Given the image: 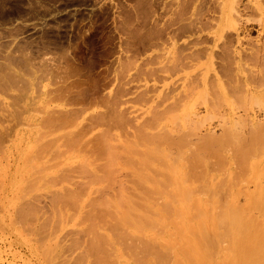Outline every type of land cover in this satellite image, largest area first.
Masks as SVG:
<instances>
[{"label":"rangeland","instance_id":"1","mask_svg":"<svg viewBox=\"0 0 264 264\" xmlns=\"http://www.w3.org/2000/svg\"><path fill=\"white\" fill-rule=\"evenodd\" d=\"M214 1L0 0V264L91 262L85 257L83 232L95 210L90 204L106 181L92 185L91 195L79 198L85 201L78 206L66 196L53 199L88 181L92 171L82 173L90 168L85 161L101 168L105 159L96 150L101 135H113L120 151L125 138L132 141L137 128L148 122L155 123L154 130L168 128L172 136L196 124L200 136H193L194 142H203L213 133L222 137L241 114L244 120H264V100H208L205 93L202 100H187L184 94L192 78L206 70L203 64L209 65L211 75L223 74L226 83L235 84L236 39L228 35L214 42ZM251 22L253 30L237 48L245 50L242 64L257 70L264 67L263 59H252L250 49L264 36ZM4 79L10 88L3 87ZM125 164L115 175L128 186L133 175ZM228 167L227 159L212 169L213 176L226 180ZM232 168L237 172L235 165ZM257 179L263 181L264 171L252 176ZM107 186L110 195L118 189V184ZM246 187L252 191L255 184ZM237 188L243 189L244 183ZM243 194L238 197L241 205ZM77 241L80 246L73 244Z\"/></svg>","mask_w":264,"mask_h":264},{"label":"bare ground","instance_id":"2","mask_svg":"<svg viewBox=\"0 0 264 264\" xmlns=\"http://www.w3.org/2000/svg\"><path fill=\"white\" fill-rule=\"evenodd\" d=\"M244 1L215 0L213 4L216 9L213 12L217 15L213 16L214 22L210 26L214 42L227 38L228 35L236 39L237 45L233 46L232 51L239 60L235 64L236 80L231 79L235 84L226 83L222 79L223 74L214 72L211 75L207 72L209 65L203 64L206 70H200L201 73L192 78L193 84L189 82L192 88L190 85L185 86V92H188L183 93L187 100L205 93L209 95L208 100H244L243 104L253 103L255 100L263 102L264 67L248 70L241 62L245 50L242 47L238 49L237 46H242L240 43L244 41V37L253 30L251 21L259 26V36H264V2L246 0L247 3H243ZM250 15L257 16V19L249 18ZM250 50L252 59H263L264 63V41L252 45ZM209 57L212 58L211 55ZM8 78L11 79L10 76ZM4 80L3 85H6L7 80ZM9 86L11 84L3 87ZM183 95L181 100L185 97ZM198 98L201 99V96ZM192 114L197 115L195 112ZM241 115L232 120L222 137L220 135L221 138L213 137V133L212 137H205L203 142L201 140L195 141L196 143L195 135H200L196 133L198 127L194 123L193 127L180 136H172L168 128L166 130L164 127L163 131L154 130L155 123L147 121L149 124L137 128L132 141L126 137L130 141L125 138L124 145L121 143L123 147L120 151L125 149L122 153L130 154L123 157V162H127L124 164L129 165L130 175H133L130 176L128 186L117 178L119 169L117 171L116 168L121 165L120 158L123 155L119 146L111 138L113 135L109 137L107 132L106 135H101L96 143V150L105 159L101 168L98 166V170L97 166L93 167L95 163L85 161L84 166L90 168H83L82 173L88 174L91 169L92 174L87 176L90 179L82 183L80 188L57 194L53 199L66 196L70 203L78 206L81 201H85V198H79L91 195L89 191L94 190L92 185L106 181V187L102 186L99 191L96 188L99 194L94 198L96 201L92 200L90 204L94 207L90 206V209H95L92 213H99H91V216L90 213L85 214L86 217L89 216V223L84 220L88 227L83 232L87 238L85 257L91 259L88 264H264V179L252 180V176L258 175L259 170L264 171V120H244ZM101 119L97 120L102 122L103 118ZM201 119L205 120L204 117ZM73 140L69 141L76 144V139ZM257 157L259 158L256 159ZM227 159L231 166L226 169L228 178L223 180L213 176L212 169L224 166ZM234 165L237 172L232 170ZM85 175L84 178H87ZM203 178L206 180L203 181ZM251 182L255 184L252 191L246 187ZM110 183L118 184L117 191L114 193L115 190H111V195L106 190ZM242 183L244 188H237ZM225 192L229 195L224 194ZM240 194L245 197L242 205L238 198ZM108 212L113 216L107 215ZM104 214L110 219H106ZM73 244L77 246L78 241ZM85 260L87 262L88 259Z\"/></svg>","mask_w":264,"mask_h":264}]
</instances>
